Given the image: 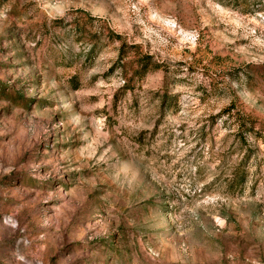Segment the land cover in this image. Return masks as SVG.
<instances>
[{
	"label": "rangeland",
	"instance_id": "obj_1",
	"mask_svg": "<svg viewBox=\"0 0 264 264\" xmlns=\"http://www.w3.org/2000/svg\"><path fill=\"white\" fill-rule=\"evenodd\" d=\"M0 264H264V0H0Z\"/></svg>",
	"mask_w": 264,
	"mask_h": 264
},
{
	"label": "trees",
	"instance_id": "obj_2",
	"mask_svg": "<svg viewBox=\"0 0 264 264\" xmlns=\"http://www.w3.org/2000/svg\"><path fill=\"white\" fill-rule=\"evenodd\" d=\"M114 37L116 39L121 40L120 35H118V34H115ZM123 45L124 44L122 43L121 46H120V53H123ZM122 58H123V56L121 55L120 56V59H122ZM144 67H145V65L142 64L140 66V69H144ZM231 109H232V107L230 105L227 108V110H226L225 113H228L230 115ZM239 117H240V120H239V124L237 126V129H238L237 132L239 134V137L238 138L241 139V140H244L245 139L244 136L245 135H248V133H251V131H253V123H252V121L249 118H246V117L240 115V113H239Z\"/></svg>",
	"mask_w": 264,
	"mask_h": 264
}]
</instances>
